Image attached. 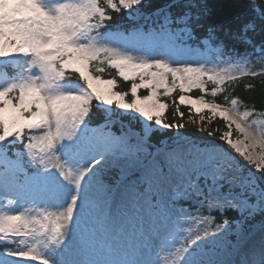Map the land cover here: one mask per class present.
<instances>
[{"label":"snow or ice","instance_id":"1","mask_svg":"<svg viewBox=\"0 0 264 264\" xmlns=\"http://www.w3.org/2000/svg\"><path fill=\"white\" fill-rule=\"evenodd\" d=\"M148 6L0 0V66L11 69L0 76V264H264V120L215 100L264 75L248 67L264 69V39L253 41L264 5L252 0L230 46L212 28L197 37L198 0ZM107 69L130 89L116 91ZM177 89L174 116L188 106L198 131L205 113L222 119L219 143L201 147L167 122L162 98Z\"/></svg>","mask_w":264,"mask_h":264},{"label":"trees","instance_id":"2","mask_svg":"<svg viewBox=\"0 0 264 264\" xmlns=\"http://www.w3.org/2000/svg\"><path fill=\"white\" fill-rule=\"evenodd\" d=\"M167 2L168 0H147L149 6L142 8V10L144 12H152L155 8L160 7ZM254 2L257 5H264V0H254ZM198 3H200L202 6L200 9L202 15L200 23L196 29L197 37L203 36L208 29L212 28L221 34V39L225 40L228 46H230L232 43L230 34L235 32L247 19L255 15L251 7L252 0H198ZM111 15L113 16V22H120L125 26H132L135 23L133 21L122 19L124 16L123 12L119 14L113 12ZM118 18L120 19L118 20ZM140 23H143V21H140ZM262 39H264V33H257L253 36V41L257 44L260 43ZM192 43L195 44L196 41H192ZM240 50L243 51V47H241ZM248 67L250 70L256 71L258 73L264 71L261 65L255 61V58H253V62L248 65ZM10 71L11 69L9 68L7 70V74ZM102 76L104 79L113 77L117 79L118 87L116 88V91L127 92L131 87L130 82H125L121 78L116 77L115 70L113 69H107L102 74ZM207 87L211 89L212 85L209 84ZM147 94V90H140L139 92L140 96H145ZM201 94L202 93L199 90H192L189 93V95L193 97H198ZM180 95L181 93L177 89L172 94V96L162 98L165 99L166 103L169 105L165 114L167 122L172 123L174 120L177 123L183 122L185 124V128L181 129V132L191 134L190 138L194 139L200 146H204L202 141L205 138L215 139L219 143V136L227 131L225 122L218 117L213 119L211 122H208L207 114L205 113L204 124L206 125V130L198 131V128L204 127V125L188 123L190 115L188 106L181 105L179 107V113H183L182 118L179 113L174 116V113H176V104L174 101L178 103V98ZM225 96H227L229 99H239L241 101L239 111L241 112L246 109L254 110L257 115L252 117V119H264V117L259 115L260 113L264 112V75L258 74L255 77L251 75L239 77L231 85H226V91L217 94L215 97L216 102L224 104ZM128 99L131 100L130 95ZM205 99L212 100L213 97L211 95H206ZM191 115L192 119L197 121L199 120V116L195 115L194 112ZM208 132H212L214 135L212 137H208ZM225 147H227L226 144ZM230 151L236 155L237 159L243 162L242 158L238 156L234 150L230 149ZM204 214L208 215L207 212H204ZM212 215L216 217L217 223H219L222 219L218 213L213 212ZM224 216L231 219L234 216V213L227 212L224 214Z\"/></svg>","mask_w":264,"mask_h":264},{"label":"rangeland","instance_id":"3","mask_svg":"<svg viewBox=\"0 0 264 264\" xmlns=\"http://www.w3.org/2000/svg\"><path fill=\"white\" fill-rule=\"evenodd\" d=\"M143 11V10H142ZM0 68H2V66H0ZM0 76H6V74L4 73V71L2 69H0ZM186 95H188L189 93H185ZM261 120H264V119H261ZM227 131H229V129L227 128ZM234 141L236 140H239V139H242V137H240L236 131H235V128L233 127L232 128V137H231ZM203 147V146H201ZM257 154H261V152H264V149H260V148H257ZM239 156V154H238ZM242 158V157H241ZM243 160V158H242ZM244 162V161H243ZM203 215H207V214H204L202 213ZM259 243H260V234L257 233L254 237H252L251 240H249L246 244L247 248H252V247H258L259 246Z\"/></svg>","mask_w":264,"mask_h":264},{"label":"bare ground","instance_id":"4","mask_svg":"<svg viewBox=\"0 0 264 264\" xmlns=\"http://www.w3.org/2000/svg\"><path fill=\"white\" fill-rule=\"evenodd\" d=\"M247 246H248V245H247ZM247 246H246V247H247ZM250 248H251V247H250Z\"/></svg>","mask_w":264,"mask_h":264}]
</instances>
